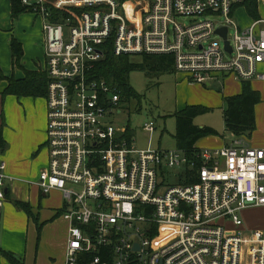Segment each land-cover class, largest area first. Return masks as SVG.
Instances as JSON below:
<instances>
[{
    "label": "built area",
    "instance_id": "2783aa9c",
    "mask_svg": "<svg viewBox=\"0 0 264 264\" xmlns=\"http://www.w3.org/2000/svg\"><path fill=\"white\" fill-rule=\"evenodd\" d=\"M245 1L22 0L44 33L48 162L37 184L65 199V264H264V231H247L241 217L264 207V148L233 138L193 158L139 150L111 122L121 110L117 89L87 78L111 51L172 56L189 84L216 74L264 83V0L241 29L231 16ZM51 8L82 12L74 22ZM142 130L152 135L155 125ZM4 170L0 161V209L11 180Z\"/></svg>",
    "mask_w": 264,
    "mask_h": 264
},
{
    "label": "crops",
    "instance_id": "0c3cea01",
    "mask_svg": "<svg viewBox=\"0 0 264 264\" xmlns=\"http://www.w3.org/2000/svg\"><path fill=\"white\" fill-rule=\"evenodd\" d=\"M2 73L8 77L9 72ZM15 73L16 79L24 77L21 71ZM176 78L186 81L180 73ZM213 82L219 84L223 99L241 93V81L229 74H216L204 84L188 85L210 87ZM250 84L260 94L261 102L255 106V131L245 142L251 148H264V84ZM6 87L7 82L0 81V131L6 143L5 149H0V161L5 164V175L11 179L7 181L8 192L0 209V249L23 264H65L68 223L60 214L67 208L65 199L57 190L44 193L37 184L39 173L48 162L45 98L3 96ZM199 90L206 98L203 105L208 107L209 93L200 87ZM232 139L230 134L226 138L206 137L197 142L196 148L218 149ZM16 201L29 206L31 216L17 207ZM0 264H9L1 254Z\"/></svg>",
    "mask_w": 264,
    "mask_h": 264
},
{
    "label": "rangeland",
    "instance_id": "374dc122",
    "mask_svg": "<svg viewBox=\"0 0 264 264\" xmlns=\"http://www.w3.org/2000/svg\"><path fill=\"white\" fill-rule=\"evenodd\" d=\"M9 4L10 0H0V76H4L2 72H9L7 73L8 77L14 75L16 77L15 72L17 70L23 74L27 71L45 72L44 33L40 19L31 11L13 19L10 16ZM236 9L234 17L231 16V18L241 29H244L253 20L250 19L243 5L237 6ZM204 18L198 19L203 20ZM181 21L186 22V20ZM11 38H14L22 48L16 64H13L11 57ZM131 59L136 61L139 60V57H132ZM32 68L36 70H31ZM262 71L263 67L257 70L258 73ZM177 74L136 71L129 75V84L141 96V101L140 103L133 101L129 108L120 106V113L112 115L111 122L119 130L124 132L128 130L131 133V139L134 140L133 144L137 149L143 150L147 147L163 150L175 149L172 138L175 120L168 116L188 105L207 107L202 103L206 98L201 95L202 92H200L199 87L207 94L209 93L207 100L209 112L196 117L194 124L199 127L212 128L220 138L229 137L223 120L225 103L223 97L220 96L219 84L213 82L210 87L203 85L191 87L187 81L178 80ZM148 122L155 125V131L152 135L142 130L143 125ZM181 171L180 168L170 170V174L166 175L168 179L166 183L168 185L176 184L173 176ZM158 180L161 181V178ZM241 217L247 231H264V207L248 208L241 212Z\"/></svg>",
    "mask_w": 264,
    "mask_h": 264
},
{
    "label": "trees",
    "instance_id": "16d2710c",
    "mask_svg": "<svg viewBox=\"0 0 264 264\" xmlns=\"http://www.w3.org/2000/svg\"><path fill=\"white\" fill-rule=\"evenodd\" d=\"M125 1V0H123ZM249 14L250 19L256 20L259 17L257 10V0H246L243 4ZM240 6V5H239ZM32 11L30 7L23 5L22 0H10V16L13 19L18 18L21 14ZM55 13L60 14V20L72 18L74 22L78 19L82 12L80 9H60ZM11 57L13 64L18 63L21 45L14 39L10 40ZM132 57H139V60L133 61ZM173 57L169 55H134L116 57L111 51L105 53L104 58L94 64L93 68L87 72V78L90 81L103 80L111 87L117 89L119 95L120 106L130 107L133 101L140 103L141 96L137 94L129 84V75L136 71H152L157 74L174 73ZM6 80L7 87L4 89L3 96L32 97L46 98L48 77L46 72H31L24 73L22 79L14 77L0 76V81ZM241 93L236 96L224 98L225 108L223 111V120L225 130L233 136V138L249 139L255 131V106L261 102L260 94L252 90L249 81H242ZM209 112V108L204 106H186L185 108L174 112L168 117L175 120V130L172 138L175 143V149L183 151L186 156L193 158L199 149L196 144L199 140L206 137H220L218 133L209 127H199L194 124L196 117ZM124 137L132 138L131 133L127 130ZM6 143L0 131V149L4 150ZM187 173V170H186ZM187 180L184 184H187ZM15 205L23 209L29 216V206L20 202H14ZM62 212V211H61ZM61 214V213H60ZM0 254L9 262V264H23L12 254L0 249ZM90 259L91 256H87ZM86 264V263H80Z\"/></svg>",
    "mask_w": 264,
    "mask_h": 264
},
{
    "label": "water",
    "instance_id": "95a60500",
    "mask_svg": "<svg viewBox=\"0 0 264 264\" xmlns=\"http://www.w3.org/2000/svg\"><path fill=\"white\" fill-rule=\"evenodd\" d=\"M216 33H217L218 35L222 36V38H223L224 41H225V46L228 47V42L226 41V29H224V28L218 29V30L216 31ZM228 49H229V48H228ZM7 192H8V189H5V190H4V193L7 194ZM0 215H1V214H0Z\"/></svg>",
    "mask_w": 264,
    "mask_h": 264
}]
</instances>
